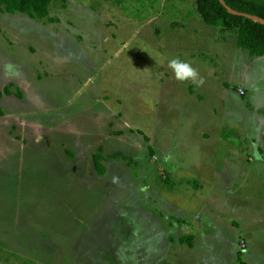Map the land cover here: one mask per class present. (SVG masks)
I'll use <instances>...</instances> for the list:
<instances>
[{
  "label": "rangeland",
  "instance_id": "rangeland-1",
  "mask_svg": "<svg viewBox=\"0 0 264 264\" xmlns=\"http://www.w3.org/2000/svg\"><path fill=\"white\" fill-rule=\"evenodd\" d=\"M50 17L0 7V264H264V55L196 0Z\"/></svg>",
  "mask_w": 264,
  "mask_h": 264
},
{
  "label": "trees",
  "instance_id": "trees-1",
  "mask_svg": "<svg viewBox=\"0 0 264 264\" xmlns=\"http://www.w3.org/2000/svg\"><path fill=\"white\" fill-rule=\"evenodd\" d=\"M54 0H0V7L8 13H23L32 19H51L50 7ZM237 11L249 13L264 18V0H225ZM197 11L202 20L215 27L235 31L237 46L249 52L252 56L264 55V24L243 16L230 13L219 0H196ZM11 86V85H10ZM4 92L9 93V87ZM2 112L0 111V114ZM112 156H122L115 153ZM97 169L100 174L105 173L102 156L95 155ZM241 264H245L242 262Z\"/></svg>",
  "mask_w": 264,
  "mask_h": 264
},
{
  "label": "clouds",
  "instance_id": "clouds-1",
  "mask_svg": "<svg viewBox=\"0 0 264 264\" xmlns=\"http://www.w3.org/2000/svg\"><path fill=\"white\" fill-rule=\"evenodd\" d=\"M168 68L172 70L174 77L179 81H190L195 85H202L204 83L203 79L199 77L197 70L189 62L173 58L168 60ZM252 147L254 149L252 153L253 157L258 161L264 159V156L256 150L259 146L253 144Z\"/></svg>",
  "mask_w": 264,
  "mask_h": 264
},
{
  "label": "water",
  "instance_id": "water-1",
  "mask_svg": "<svg viewBox=\"0 0 264 264\" xmlns=\"http://www.w3.org/2000/svg\"><path fill=\"white\" fill-rule=\"evenodd\" d=\"M221 2V4L232 14L234 15H238V16H243V17H246V18H250V19H253V20H256V21H259L261 23L264 24V18H261V17H258V16H255V15H252V14H249V13H244V12H241V11H237L235 9H233L232 7H230L225 0H219Z\"/></svg>",
  "mask_w": 264,
  "mask_h": 264
},
{
  "label": "crops",
  "instance_id": "crops-1",
  "mask_svg": "<svg viewBox=\"0 0 264 264\" xmlns=\"http://www.w3.org/2000/svg\"><path fill=\"white\" fill-rule=\"evenodd\" d=\"M195 215H196V214H195ZM183 239H188V240H189V239H190V235H185V236H183V237H182V240H183Z\"/></svg>",
  "mask_w": 264,
  "mask_h": 264
},
{
  "label": "built area",
  "instance_id": "built-area-1",
  "mask_svg": "<svg viewBox=\"0 0 264 264\" xmlns=\"http://www.w3.org/2000/svg\"><path fill=\"white\" fill-rule=\"evenodd\" d=\"M242 93L244 92V91H241Z\"/></svg>",
  "mask_w": 264,
  "mask_h": 264
}]
</instances>
